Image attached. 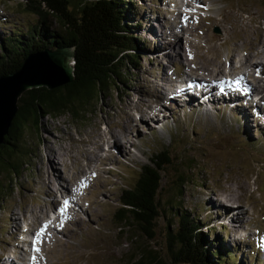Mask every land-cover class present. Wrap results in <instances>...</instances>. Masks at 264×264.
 I'll list each match as a JSON object with an SVG mask.
<instances>
[{"label":"rangeland","instance_id":"374dc122","mask_svg":"<svg viewBox=\"0 0 264 264\" xmlns=\"http://www.w3.org/2000/svg\"><path fill=\"white\" fill-rule=\"evenodd\" d=\"M127 1L134 9L129 24L135 26L138 65L126 67L125 82L100 92L85 118L69 112L43 115L40 130L31 122L26 130L31 154L21 174L10 181L11 195L0 203V261L22 264L27 255V264H133L140 242L167 257L168 232L177 229L180 214L187 211L200 217L214 246L234 252L236 262L229 264H264V112L241 107V114L222 104L205 116L180 100L166 106V91L183 84L163 83L162 75L170 81L179 74L191 79L194 67L219 64L217 55L227 70H234L262 51L264 0H183L182 7L180 0ZM194 12L190 25L201 26V36L179 28L187 20L184 15ZM36 24L37 15L27 9L26 0H0L1 39L12 34L29 40ZM171 28L180 36L170 46ZM160 31L162 39L155 36ZM73 56L71 52L74 65ZM251 60L264 66L263 56ZM242 71L246 69H237ZM191 89L193 97L200 93ZM255 91L252 95L264 94ZM126 111L138 121L135 127L127 122ZM123 124L131 125L130 137H124ZM109 127L125 152L113 145ZM97 149L105 164L95 160ZM157 154L159 160H170L163 173L161 217L154 238L141 234L132 240L131 230L119 228L115 212L123 190L137 184ZM232 214L239 221H231ZM47 231L49 237L43 238Z\"/></svg>","mask_w":264,"mask_h":264},{"label":"trees","instance_id":"16d2710c","mask_svg":"<svg viewBox=\"0 0 264 264\" xmlns=\"http://www.w3.org/2000/svg\"><path fill=\"white\" fill-rule=\"evenodd\" d=\"M26 7L37 15L38 24L29 31V40L12 34L0 38V77L18 71L33 52L71 47L74 78L55 88L43 85L27 89L19 97L17 114L0 146V203L11 195L10 181L21 174L26 165L24 160L31 154L26 144V130L31 122L40 130L43 115L69 112L76 118H85L98 94L117 86V81L125 82L129 77L126 67L138 65L139 46L132 34L135 26L129 24L134 10L132 2L26 0ZM158 157L159 154L150 165L144 166L137 184L124 189L120 196L115 218L121 231L126 228L132 231V240L139 239L141 234L154 238L156 222L161 217L163 173L170 160ZM175 199L180 201L181 196L176 195ZM203 226L200 217L183 211L177 229L168 232L167 257L140 242L139 252L131 261L133 264L235 263L234 252L214 246Z\"/></svg>","mask_w":264,"mask_h":264},{"label":"bare ground","instance_id":"6f19581e","mask_svg":"<svg viewBox=\"0 0 264 264\" xmlns=\"http://www.w3.org/2000/svg\"><path fill=\"white\" fill-rule=\"evenodd\" d=\"M182 1L183 0H180L178 2L179 7H182V6L186 5L185 3H182ZM195 1H199V0H195ZM199 8L200 9H204V6L200 5ZM188 14H194V15H188ZM184 16H186L187 20H186L185 24H183V25H186L187 21H188L189 24L187 26L180 25L179 28L182 31L184 30V31L189 32L190 35H195L196 34V35L201 36L202 34L198 30V29L201 28V26L200 27H196V28H192V26L190 25V22L193 20V17H196L195 16V12L194 13H186ZM155 20H159V18H157ZM153 24H155V23H153V21H152V26H153ZM171 26L174 27L173 25H171ZM150 28H151V26H150ZM171 30H172V28L170 29L171 33L169 34V36L171 38L170 46L172 44H175V41H177L179 36H180L177 33H173L172 32L173 30L172 31ZM205 30L208 31V29L206 27H205ZM206 31H205V33H206ZM161 32L162 31L155 32V36L160 38V39H162L163 38L162 37L163 33H161ZM208 35H209V33H208ZM169 36L166 35V37H168V38H169ZM189 40H191V39H189ZM189 40L187 42L189 44H192L191 41H194L193 39L191 41H189ZM208 41H212V39L208 38ZM208 41H206V43L204 45H207ZM208 44H209V42H208ZM263 46H264V44H263ZM70 54L71 53H70L69 50L65 51L64 53L62 52L61 54H59V56L62 58V60L64 62V65L66 66V68L69 71H71V69L73 67V63H72V61H70L71 60ZM262 56L264 57V49L262 51L259 50L258 52H256L250 58L246 59L245 62L239 63V66H236L237 69L238 68L242 69L243 67H244V70L246 69V71H242V72H237V69L227 70L226 64L223 61L221 62V59H220L221 57L219 55H217V57H218L217 61H218L219 64L213 63L214 64L213 67L208 66L210 68L203 67V69L194 67V69H195L193 71L194 75H193V77H191V79L189 78V76L186 77V76H183L182 74L181 75L179 74L177 76H173V78L171 80L172 82H171L170 79H168L167 74L163 73L162 74L163 75V80H164L163 83H171L172 86L174 85V83H179V82L183 84V85L178 86V90L171 89L170 92L166 91V95L169 93L168 95H169L170 99L166 100V103H164V104H166V106L167 105L170 106V104H172L173 102H175L177 100H180V101L185 102L184 106H189L191 104L192 107L194 106L193 108H197L198 109V110H196L197 112H200L201 115H205V116L212 115L213 112H215L214 108L217 107L218 105H222V104L223 105H228L231 108H235V109L240 110L241 114H242V110H241L242 108L241 107L246 108V109L251 108V110L254 109V108H257V110H259L261 112V114H262L264 112V94H262V95L260 94V98H259L260 102L259 103H255V101H253V98H252V102H249V100H251V96H249L250 92H256L255 89L264 90V66H263V63H261V61H259V60H251L252 58L262 57ZM199 71L200 72L204 71V74H200ZM258 73H260V75H258ZM227 75H231V77L228 78ZM183 79H184V81H182ZM190 80H191V82H190ZM253 80H254V83H255L254 85L255 86L251 82ZM219 83H220V85H218ZM158 85H159V82H158ZM196 87H197V90H199L200 93H197V95H195L194 97L191 96L192 94L189 95L188 91H192L191 88H194V90H195ZM244 87H245V89L246 88L248 89L247 92L246 91L245 92L242 91V89H244ZM164 88L166 90H169V88H167V87H164ZM158 91H159L158 94H160V90H158ZM230 94H234V97L232 95H230ZM166 95H165V97H166ZM159 97L161 99V96H159ZM159 97H157V98H159ZM191 97H193L192 100L190 99ZM239 97H240V99L237 102L231 100V99L236 100ZM243 103H245V104H243ZM166 106L164 105L166 110H168L169 106L168 107H166ZM126 117H127V122L129 124L138 123V121H136V119L128 111H126ZM140 121L142 123L143 119L140 118ZM245 121H247V120L245 119ZM123 125H124L123 126V135H124V137L125 136L130 137L132 135L131 129L129 128L131 125L130 126L127 125V124H123ZM135 125L136 124H133L132 126L135 127ZM133 127H131V128H133ZM108 131H109L110 137L114 139L113 145L115 147L119 148V150H121L122 152H125L124 146L121 145V143H120L121 141L119 142V140H120L119 138L120 137L118 138L117 133L114 132L111 129V127H109ZM97 150H96V152H97ZM99 152H101V151L98 150L97 158L95 160L97 162H100V164H105V161H101L99 159V158H103V156L101 154H99ZM104 159H106V158H104ZM72 195L73 194H71V196ZM56 208H57V206H56ZM219 211L217 212L218 216H220L219 215ZM237 217L238 216L236 214H232V216L229 217V218H230L231 221L234 222L236 220L239 221V219H237ZM61 219H62V216H61V214H59L56 221L59 222ZM72 219H74V216L71 217V220ZM46 236L49 237V231H47L44 234V236H42V237L45 238ZM52 240L59 242L58 241V237H56V236H54L52 238ZM30 245L32 246L31 243H30ZM25 252H27V251H25ZM3 260L0 261V264H17V262H15L13 260L5 261V262ZM22 261H23L22 264H27V255H25V257L23 255Z\"/></svg>","mask_w":264,"mask_h":264},{"label":"water","instance_id":"95a60500","mask_svg":"<svg viewBox=\"0 0 264 264\" xmlns=\"http://www.w3.org/2000/svg\"><path fill=\"white\" fill-rule=\"evenodd\" d=\"M71 49L67 47L33 52L18 71L0 77V146L9 133L18 111V99L24 91L43 85L55 88L73 80L74 65L69 71L59 56L68 50L74 52Z\"/></svg>","mask_w":264,"mask_h":264},{"label":"snow or ice","instance_id":"6c2138e0","mask_svg":"<svg viewBox=\"0 0 264 264\" xmlns=\"http://www.w3.org/2000/svg\"><path fill=\"white\" fill-rule=\"evenodd\" d=\"M244 91H246V92H247V91H248V89L246 88V89H244ZM67 206H68V201H67V200H65V201H64V207L66 208ZM44 230H45V229H44V228H42V229H41V233H43V232H44ZM39 239H40V237H39V235H38V236H37V242H39ZM36 250H37V251H39V249H38V248H37ZM33 259H35V258H33Z\"/></svg>","mask_w":264,"mask_h":264}]
</instances>
